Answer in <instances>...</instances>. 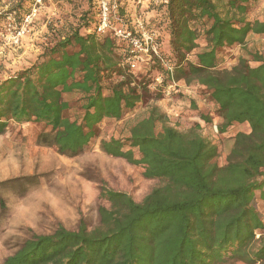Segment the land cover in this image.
<instances>
[{
    "label": "trees",
    "instance_id": "16d2710c",
    "mask_svg": "<svg viewBox=\"0 0 264 264\" xmlns=\"http://www.w3.org/2000/svg\"><path fill=\"white\" fill-rule=\"evenodd\" d=\"M258 1L166 0L154 7L145 24L158 36L161 59L143 72L127 63L125 41L96 31L100 16L94 4L71 34L0 82V135L12 122L43 123L51 128L53 146L67 156L90 148L103 121L122 120L148 97L161 100L178 82L206 90L221 119L220 134L235 124L251 129L236 134L220 166L218 146L200 124L181 131L158 106L151 107L128 137L103 139L101 149L143 167L145 178L161 184L141 202L102 188L110 207L99 208L98 227L60 225L52 234L34 235L3 264H264V218L255 205L257 193L264 201V57L241 55L231 69L220 68L232 49L264 35V21L249 19ZM27 2L17 0L0 22L12 14L21 20ZM118 13L133 28L124 6ZM107 77L119 80L106 87ZM76 91L85 104L81 118L72 120L63 94Z\"/></svg>",
    "mask_w": 264,
    "mask_h": 264
},
{
    "label": "rangeland",
    "instance_id": "374dc122",
    "mask_svg": "<svg viewBox=\"0 0 264 264\" xmlns=\"http://www.w3.org/2000/svg\"><path fill=\"white\" fill-rule=\"evenodd\" d=\"M16 1L0 0V15L8 12ZM110 1L116 6V12L121 5L125 7L133 27L145 23L146 18L155 13L154 7L166 3L165 0ZM35 4V0H28L25 4L28 13L22 15L21 20L12 14L15 22L8 20L10 16L0 22V82L32 66L46 49L71 34L80 26L82 14L94 8V4L98 7V0H42L37 14L27 24L25 19ZM249 19L264 21V0L258 1ZM19 28H24L25 32L16 44L13 36ZM201 48L203 44L197 51ZM254 53L264 57V35L250 36L245 47L232 49L220 68L231 69L241 55L252 60L250 54ZM145 68L136 72H143ZM118 80V77H107L103 84L108 87ZM63 98L70 104L67 116L72 120L81 118L84 96L76 91L64 93ZM191 102L196 106L193 107ZM153 106H158L167 115L170 125L181 131L200 124L201 133L218 146L217 163L220 166L227 163L236 134L251 131L245 123L235 124L226 134H220L221 119L206 90L196 84L187 86L184 82L169 87L161 100L146 98L122 120L103 121L99 137L77 156L60 154L49 136L51 128L45 124L12 122L0 135V264L34 235L52 234L60 225L69 230H77L81 225L88 230L98 227L99 208L110 207V203L101 197L102 188L127 193L141 202L161 184L160 180L145 178L143 167L109 156L101 149L103 139L128 137L130 127L144 118ZM202 116L209 117L210 122L204 121ZM7 169L11 173L4 175L1 171ZM255 205L264 218V201L260 193L256 195Z\"/></svg>",
    "mask_w": 264,
    "mask_h": 264
},
{
    "label": "built area",
    "instance_id": "2783aa9c",
    "mask_svg": "<svg viewBox=\"0 0 264 264\" xmlns=\"http://www.w3.org/2000/svg\"><path fill=\"white\" fill-rule=\"evenodd\" d=\"M35 2L36 4L31 14L25 19L27 24L30 23L37 14V7L42 3V0H35ZM98 9L100 21L96 31L99 34H105L110 31L117 39L127 43L129 51L127 63L132 70L135 71L140 68L148 67L153 59H161V45L158 41V36L155 32L148 30L145 23L140 22L133 28L128 27L125 19L118 15L116 6L112 5L110 0H98ZM8 20L15 22L12 16H10ZM16 30L17 33L13 38L14 42L17 44L20 36L24 34L25 30L24 28ZM165 67L172 72L173 69L168 64H165ZM162 81L163 79L161 76L156 78L157 83H161ZM174 86H177V83H173L170 87Z\"/></svg>",
    "mask_w": 264,
    "mask_h": 264
}]
</instances>
